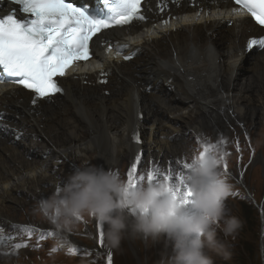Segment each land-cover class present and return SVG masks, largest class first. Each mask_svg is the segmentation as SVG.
Masks as SVG:
<instances>
[{
	"label": "bare ground",
	"instance_id": "6f19581e",
	"mask_svg": "<svg viewBox=\"0 0 264 264\" xmlns=\"http://www.w3.org/2000/svg\"><path fill=\"white\" fill-rule=\"evenodd\" d=\"M11 8L0 3V14ZM233 9L228 0H146L147 22L102 32L93 39V59L57 79L64 95L32 105L33 93L11 84L0 89V112L4 113L0 118V256H18L11 264H27L30 255H19L16 245L24 242L21 235L36 232L41 234L35 240L53 244L56 240L62 245L58 253H78L96 259L95 264H101L98 257L108 259L109 253L116 259L128 256L124 245L119 249L125 248L126 253L120 250L119 254L106 241L100 246L97 221L96 235L86 233L91 240L80 232L57 230L45 220L13 221L28 202L51 196L71 174L89 164L115 171L119 163L124 164L127 178L140 151H146L148 171L157 167L166 172L171 167L178 173L177 166L181 168L199 144L192 140L231 142L229 138L237 133L240 148L246 135L249 139L256 135L252 147L260 148V153L254 164L262 165L257 174H264V49L245 58L248 41L264 36V30L234 15ZM165 20H169L167 26ZM116 45L128 47L117 55ZM136 49L141 51L125 61L123 57ZM244 69L247 77L237 83ZM102 72L109 75L102 77ZM189 101L193 105L187 108ZM137 134L139 143L134 138ZM230 146L224 145L223 151L232 150ZM236 159H231L227 172L222 167L221 171L236 179L227 177L230 194L239 187L250 199L251 188L245 187L247 162L242 159L239 164ZM252 196L261 197V216L264 189ZM262 230L261 241L264 225ZM49 243L42 245L47 248ZM166 250L171 252L170 247L160 249L161 253ZM153 255V251L147 253L149 259ZM58 257L53 255L47 264H59Z\"/></svg>",
	"mask_w": 264,
	"mask_h": 264
},
{
	"label": "clouds",
	"instance_id": "9594fccd",
	"mask_svg": "<svg viewBox=\"0 0 264 264\" xmlns=\"http://www.w3.org/2000/svg\"><path fill=\"white\" fill-rule=\"evenodd\" d=\"M222 157L223 149L211 144L207 151L202 146L196 149L181 173L182 183L165 178L167 173L161 170L149 182V170L143 181L132 185L111 168L104 170L89 164L71 174L51 196L38 201L34 212L60 231L74 230L86 216L95 219L105 227L104 236L113 248H119L126 237L150 240L153 244L163 240L171 252L155 249L161 257L158 264H216L213 254L229 256L217 230L228 236L242 226L238 217L226 216L227 201L253 199L252 195L246 199L239 187L235 189L241 197H228L231 185L221 171ZM232 157L233 152L226 161ZM254 206L258 210V204ZM263 221L261 216L259 238ZM263 243L259 240L260 261H264ZM243 246L241 241L239 249L243 250ZM60 250L51 256L63 255L66 260L59 264H74L69 257L78 264H95L96 259L78 253H58ZM101 262L107 264L108 259Z\"/></svg>",
	"mask_w": 264,
	"mask_h": 264
},
{
	"label": "snow or ice",
	"instance_id": "6c2138e0",
	"mask_svg": "<svg viewBox=\"0 0 264 264\" xmlns=\"http://www.w3.org/2000/svg\"><path fill=\"white\" fill-rule=\"evenodd\" d=\"M11 2L20 6V11L27 15L24 18H17L13 10L10 14L0 16V73L6 74L0 75V83L12 82L32 90L34 94L32 105H37L41 99L51 102L55 94L64 92L56 78L64 77L66 70L72 67L74 62L87 61L90 58V41L98 33L104 29L145 20L141 11L142 0H102V4L101 0H11ZM174 2L179 3V0ZM235 3L239 8L233 9L234 15L239 16L246 11L257 24L264 25V0H235ZM88 4L93 5L91 9L87 7ZM163 23L167 26L169 20ZM116 47L119 55L128 45ZM254 47L264 49V37L250 39L247 48L251 50ZM107 50L112 51L111 47ZM139 51L141 50L136 49L123 58L131 60ZM109 73L102 72L101 76L107 77ZM101 82L107 83V80L102 79ZM3 115L4 113L0 112V118ZM134 138L140 142L138 134ZM226 143L222 139L218 144L211 146L223 149ZM201 146L207 151L210 144L203 143ZM228 155V152L223 151L225 172L228 169L226 161ZM139 163L140 157L137 156L136 163L132 165L127 175L132 185L145 179L144 175L136 176ZM187 167V161L183 162L181 170L174 176L173 169L169 167L165 178L182 183L181 173ZM158 171L157 167L150 170L149 182L157 178ZM104 243V229L101 225L99 244L103 247ZM16 247L19 248L21 245ZM108 264H112L111 253L108 255Z\"/></svg>",
	"mask_w": 264,
	"mask_h": 264
},
{
	"label": "rangeland",
	"instance_id": "374dc122",
	"mask_svg": "<svg viewBox=\"0 0 264 264\" xmlns=\"http://www.w3.org/2000/svg\"><path fill=\"white\" fill-rule=\"evenodd\" d=\"M248 56L249 55H247L245 53L246 59L248 58ZM246 59H245V61H246ZM246 77H247V71H246V69H244L240 73L239 78L237 80V83H243V81ZM188 82L189 83L191 82V78H188ZM148 89L150 90L151 88H148ZM224 95H225V97L227 96L226 93ZM186 104H187V108H190L193 105V103L191 101H189ZM224 111H226V109H224L223 112ZM258 119H259L258 117L257 118L255 117L253 120L258 121ZM1 130H0V137L2 135ZM231 136L232 137L229 138L231 140V142H227V143H229V145H231L230 147H232V150H226V152L229 153V155H228L229 157L231 156V153L233 152L232 158H234V156H236V158H237L236 161L239 164L242 163V159H243V161L247 162L245 165V169L247 170L246 175H245V178H246L245 187L251 188V194L252 195L256 194L257 190H258V192H262V190L264 189V178H263L264 174L262 173V171H261L260 176L257 174V171L260 170V167H262V165H260L259 163L254 164V158L256 157L257 154L260 153V151H259L260 148L252 147L253 142L256 141V135L251 136L250 139H249V137H246L247 136L246 135L245 136L246 140L245 141L243 140V142L241 141L243 143L244 148H240V143H239V151H237V141L239 142V139H237V137H238L237 133L232 134ZM197 139H198L197 141L192 140V142L195 141L194 143L196 145H197V143H199L198 144L199 146L197 145V148H195V147L192 148V152H194L196 149L201 148V145L203 144V142H201L200 138H197ZM207 142L210 143L208 140H206L204 143H207ZM226 144H225V146H226ZM240 150H241V152H240ZM191 155L192 154H190V156ZM140 158L142 159V160L140 159V164H141V161H142V164L139 165V167L137 168V171H139L138 176H140L141 173H143V175H145L146 172L148 171V168L145 165V163L148 159L147 152L146 151H140ZM186 159L188 160V157ZM180 160H182V159H180ZM187 160H184V161H187ZM232 163L233 162H231V161L227 162L228 167H231L230 164H232ZM118 166H119V169L117 172L122 174L124 177H126V171H127L126 166H124V164H121V163H119ZM221 167L223 168V163H222ZM142 169H143V171H142ZM261 170H262V168H261ZM227 177L229 178V181L236 180L235 178H232L228 175H227ZM242 187H244V186H242ZM228 197L239 198V197H241V194L236 191V192H233L232 194H229ZM260 198L261 197H257V198L253 197L254 200L251 199L250 201H247V202L237 201V200L234 201V200H230V199L228 200L227 199L228 205L225 206L226 216L238 217L242 223V226L239 228V230L235 234L228 235V236H226L223 233V231H221L220 229L217 230L218 239L226 245L227 252L229 253V256H228V258H225L223 255L213 254L215 261L217 260L216 264H263V261H260L259 234H260V230H261L260 229L261 216L264 217L263 216L264 213L260 216L257 208L254 206L255 204H258L260 202ZM40 200H42V199H37L35 201L28 202V206H25V207L23 206V208H22L23 210L16 213L17 215L15 217V220H13V219H9V220L22 222V223H29V224H31V223L35 224L36 222H40V221L43 222L44 220L41 217H39L37 214H35V212H34V209H35L38 201H40ZM25 210H27L29 212V214L28 213L25 214ZM95 221H96L95 219H91V218L86 216L84 219L80 220L77 223V226L74 228V230H72L70 232L71 233L73 231H74V233L80 232L79 235H82V237H84V238L87 237L86 233H89L91 236L94 237L96 235V232H97ZM45 223H47V222H45ZM87 227H90L89 231H86ZM91 229L93 231H91ZM103 229L105 232L104 226H103ZM34 235L31 236V235L24 234L21 236V239L24 242L20 243V244H21V246L25 247V249H22L19 247V250H20L19 255H25L26 253L30 255V258L27 260V264H47L50 261L51 256H52L53 243H49L45 239L35 240L33 238ZM43 236L46 237L47 239H50V240L53 239V237L48 235V234H44ZM54 239H56V238L54 237ZM86 239H88V238H86ZM88 240H91V239H88ZM105 241L107 242L106 237H105ZM241 241L244 244L243 250L239 249V243ZM42 242L49 243L48 247L47 248L43 247ZM55 243L57 244V246H59L58 242L56 240H55ZM87 243H90V242H87ZM50 244H52V247ZM121 245L126 246V249L128 251V256L124 257L123 259L120 257L116 259L115 256L113 254H111L112 255V264H158V262L161 260V257L156 254L155 249L158 251V247L162 248L163 246H165V243L163 242V240H161V242L153 244L150 240H143V239H139V238L129 237L128 240H123ZM126 249L125 248H123V249L113 248V251H114V253L119 254L120 250H124V253H126ZM152 251L154 252V255L151 257V259H149V257L147 256V253L152 252ZM32 252L37 253V254H33ZM159 252L161 253L160 250H159ZM166 252L170 253L167 250H166ZM14 258H16V260H17L18 256H4L2 254L0 256V264H2V263L3 264L15 263L16 260H14ZM98 258H100L101 261H102V258L104 259V257H98ZM58 259H59V261L66 260L63 255H60V257H58ZM73 263L78 264L77 261L73 262ZM101 264H102V262H101Z\"/></svg>",
	"mask_w": 264,
	"mask_h": 264
},
{
	"label": "water",
	"instance_id": "95a60500",
	"mask_svg": "<svg viewBox=\"0 0 264 264\" xmlns=\"http://www.w3.org/2000/svg\"><path fill=\"white\" fill-rule=\"evenodd\" d=\"M258 50L257 49H254V50H252V51H250V52H247L246 54L247 55H249V54H253V53H255V52H257ZM64 89V88H63ZM60 95H64V93H62V94H59V96ZM55 98V97H54ZM41 101H44V99H41ZM34 234H36L37 236H38V234H41V233H34ZM59 248H62L63 249V247H62V245H59V246H57L56 244H53V248H52V252H55L56 250H58ZM53 249H55V251H53Z\"/></svg>",
	"mask_w": 264,
	"mask_h": 264
}]
</instances>
